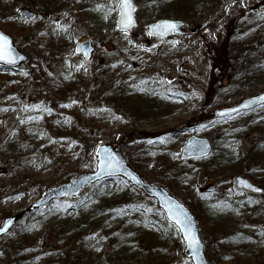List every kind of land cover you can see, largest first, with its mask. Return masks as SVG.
I'll return each mask as SVG.
<instances>
[{
  "label": "rangeland",
  "instance_id": "1",
  "mask_svg": "<svg viewBox=\"0 0 264 264\" xmlns=\"http://www.w3.org/2000/svg\"><path fill=\"white\" fill-rule=\"evenodd\" d=\"M48 1L53 3L63 0ZM64 1L66 4L61 7V12L58 15L43 17L44 12L41 11L42 1L33 0L35 8L31 9V11L34 10L35 18L23 28L24 22L21 20L14 19L10 22V11L15 7L21 8L23 5H19L16 0H0V29L13 38L14 44L22 53L31 57L34 56L33 59L42 62L44 67L46 63L47 66L42 69L44 70L43 73L47 75L46 78L50 77L54 80L56 76H59L57 75L59 69L56 68V70L50 72L48 70L49 65L61 66L62 63H69L74 67L80 65L81 70L86 73L96 69H99L100 72L103 67L110 65L113 68L110 72L113 76V83L111 82L113 86L112 88L110 86L105 91V96L108 98L112 94H118L120 90L128 87H138L137 85H141L143 82L156 83L150 89H156L158 94L154 95L152 93L144 96V99L147 100L146 103L152 108L150 112L153 113L154 111L155 113L154 119L145 117L141 122H138L137 118L134 119L132 116L125 119L124 116L120 115L122 109L116 107L112 101L110 103H100V106H96L94 102H89L80 107L81 119L86 122L89 121L97 129L98 138L96 145L121 141L120 139H123L126 134L136 128L155 135L154 137H149L141 145L142 148L146 146L153 151L159 150L161 152L168 150L169 155L172 156V162H175L178 159L183 160L181 155L182 148L185 146L186 140L192 135L209 139L210 143H212V151L215 146H218L219 150L223 148L222 145L225 143L223 142V137L225 136L229 138V136L240 135L239 139L245 149H251V147L259 144L258 138L264 131L262 130L264 122H259L261 118H264V108L239 114V116L225 120H215L212 113L217 109L235 106L245 98L264 92V82H259L258 84L245 83L240 78V74H235L238 64L247 60V58L254 59L261 53V50H264V45L261 47L258 43L257 45L252 44L256 38L264 42V5H262L264 0H220V5L212 9L209 19L200 22L203 25L201 30H206L207 36L210 35V41L213 42V46L210 45L209 47L211 49L217 48L215 51L218 52L223 47L221 42L226 32V24L228 22L231 25H234V23L239 24L240 19L230 20L234 18L236 13L244 11L247 22L250 21L249 17H254L256 13L260 14L259 23L250 24L245 32L239 33L240 38L244 40L243 45H246L244 51L247 49L248 51L244 52L241 57L238 56L240 59L234 62L231 60L233 57H230L227 53L225 62L220 63L223 66V72L220 75L219 84H215L209 78L210 71L213 69L211 68L213 60L210 58V53L206 51L204 43L197 37V29L195 31L189 29L188 24L191 21L186 24L187 32L171 34L167 39L161 41L153 38L149 39L139 28L144 29L149 23L166 17L160 16L159 18L160 11H157L156 14L153 12L147 13L143 4L139 0H135L138 8L136 13L139 23L138 27L131 33L128 32V35L120 34V37H116L114 33H116L115 22L119 11V0ZM38 8L39 11H37ZM147 14L149 17H147ZM213 23L218 28L210 32V25ZM19 28H22V30L19 31ZM25 28L30 30V33L41 30L43 32L42 42L53 37V40L60 43L64 39L65 34L69 35V39H66L65 42L67 44L63 45L65 47L61 51L55 49L51 53V57L43 59L40 54L31 55L29 39L25 40L24 34H21ZM246 37L248 41L245 42ZM86 39H89L94 47V54L87 62L74 53L76 41H85ZM249 48H253L254 51ZM34 72L35 76L33 79L36 76L38 78L29 90V79L22 77L26 74L25 69L23 70L22 68L17 71L0 69V132H3L0 138V148L5 141H8V143L17 141V147L21 146L23 135H25V140L27 133L30 132L27 124L24 125L20 117L18 118V110L14 108L16 105L21 106L23 108L22 112L26 113L23 117L24 121H26L28 115V117L36 116L34 112H47L54 107L53 103L45 101L49 83H45L41 79V75H38L40 71L36 72L34 69ZM144 74H147V76H144ZM89 84V92L97 91L96 84ZM160 84L162 86L166 84L173 90L176 89L183 94L187 93L188 101L191 104L176 100L175 102L165 100L164 97L162 98L159 95L161 93L159 90ZM139 88L141 92L144 90V86ZM207 91L208 99L211 100L210 105L205 110L209 112L207 123L198 126L194 132L187 128L185 129L182 126V122L186 123V121L200 113L201 100L204 99ZM80 94L82 93L80 92ZM157 105H161L159 112L157 107H154ZM115 108H117L118 112L115 111ZM55 110L63 112V109L57 108ZM38 149L45 150L41 146L32 147L29 142L24 149L20 148L23 156H32L34 153L32 158L37 162L31 163L28 159V165H22V168L18 171L13 168H9L10 171H8L5 166L8 159L0 153V180L2 184L0 189V194H2L0 222L9 215L19 214V212L27 210L39 198V190L43 192L51 186L70 182L74 176L82 174V172L90 173L93 170L94 158L92 153L88 156L83 153L82 155H75L73 153L74 149L65 148L67 152L64 149L62 151L67 153L64 159L65 163H58V160L54 159V157L59 153L49 152L47 162L40 161L37 158ZM69 150L70 152H68ZM215 150L218 151V149ZM138 152L139 149L137 147L130 145L123 150V156L131 167L132 160L139 163L141 169L140 171L138 170V173L145 181L153 184L156 176L160 174L167 176L170 174L168 170L161 169L157 162L151 161V159L143 160L138 155ZM247 172L248 170H244L242 175L248 174ZM13 173H15V176H12ZM114 181L103 183V187L108 190L103 201L112 202L120 198L123 186L118 185L119 183ZM210 181L215 182L218 187L214 194L221 192V184L224 185V183L214 178L210 170L206 171L205 168L198 169L195 190L199 191ZM165 183H167L166 180ZM255 184L260 187L264 186L259 183ZM162 186L180 200L185 196L184 192L175 194L168 186ZM232 187L233 184L225 192L230 197L232 196L231 194L234 195V188L232 190ZM262 198L261 196H256L259 202L264 203ZM59 210L60 207H48L41 210L38 215L31 217L27 223L30 231H28L29 236L34 238L31 246L37 248L39 254L46 256L42 261H37L34 264H43L54 251H58V264H74V261L67 255L71 244L69 246L65 245L61 237L58 236L62 230L61 226L63 223H61V220H57L58 216L51 217L52 213H58ZM261 215L264 216V207ZM150 220L157 225L162 223L159 219ZM135 231L137 233L136 237L146 233L142 227H137ZM150 237H152L151 239L154 238V242L146 245L153 252L150 258L154 264H190L184 260L182 250L177 251L172 247L169 250L171 254L168 256L169 253L162 249L163 243L157 241L153 235H150ZM171 238L179 240L177 234H171ZM63 257L64 260L62 259Z\"/></svg>",
  "mask_w": 264,
  "mask_h": 264
},
{
  "label": "trees",
  "instance_id": "2",
  "mask_svg": "<svg viewBox=\"0 0 264 264\" xmlns=\"http://www.w3.org/2000/svg\"><path fill=\"white\" fill-rule=\"evenodd\" d=\"M16 1L19 5L22 4L23 7H15L10 11V22L14 19L21 20L24 22V28L32 21L24 19L20 11L22 8L31 10L35 8V4L33 0ZM40 1H42L41 4L43 3L41 8V11L44 12L43 17L58 15L61 12V7L66 4L64 0L53 3L48 0ZM139 2L143 4L147 13L153 12L156 14L157 11H160L159 18L163 16L169 19L171 17L182 19L185 25L191 21L192 25L191 23L188 24L189 29H197V37L204 43L206 51L210 53V58L213 60L211 67L213 69L210 71L209 78L215 84L220 83V75L223 72V66L220 63L225 62L227 53L230 57H233L231 60L234 62L239 60L244 52L248 51V49L244 51L246 45H243L244 40L240 38L239 33L245 32L250 24L259 23L258 18L260 17V14L256 13L254 17H249L250 21L247 22L244 11L236 13L234 18L230 20L240 19L239 24L234 23V25H231L229 22L226 24V32L221 42L223 47L216 52L215 49L217 48L211 49L209 47L210 45L213 46V42L210 41V35L207 36L206 30H201L203 25L200 22L209 19L212 9L220 5V0H139ZM262 5H264V1ZM37 11H39V8ZM147 17H149L148 14ZM210 26V32L218 28L214 23ZM139 29L143 34L145 33L143 28ZM21 30L22 28H19V31ZM26 30L27 28L21 34H24L25 40L29 39L31 55L40 54L43 59L51 57V53L55 49L61 51L65 47L63 45L67 44L66 39H69V35L65 34L60 43L53 40V37L42 42L43 32L41 30H37L35 33ZM187 31L188 28L185 26L183 32ZM114 34L116 37H120V33L116 32ZM246 41H248L247 37L245 38ZM257 43L261 47L264 45V42L256 38L252 44L257 45ZM33 58L34 56H29L28 62L24 64L23 70L25 69L26 74L22 77L29 79L30 84L28 87L30 90L31 85L38 78L36 76L33 79L35 76L34 69L36 72L40 71L38 75H41V79L45 83H49L45 101L53 103L54 107L47 112L36 113L33 111L36 116L28 117V115L26 121L23 119L26 115L22 112L23 108L18 105L14 107L18 110V118L20 117L24 125L27 124L30 132L26 135V141L24 140L25 135H23V143L19 147H17V141L14 143L3 142L0 153L8 159L5 165L8 171H10L9 168L18 171L22 168V165L27 166L28 159L31 163L37 162L32 158L34 153L32 156L27 157L23 156L22 151H20V148L24 149L28 142L32 147L41 146L45 149L36 150L37 158L40 161L47 162L48 153L57 152L59 154L54 159L58 160V163H65L64 159L67 154L65 148L74 149L73 153L75 155H82V153L85 156L90 155L94 149L93 147L97 144V129L89 121L86 122L80 117V107L89 102H94L96 106H100V103H110L112 101L116 107L122 109L121 116H124L125 119L132 116L134 119L137 118L138 122L143 121L145 117L151 119L155 117L154 111L153 113L150 112L152 108L148 106L147 100L144 99V96L148 94H158L156 89H150L156 84H153L154 82L151 84L147 81L137 85L138 87L133 86L136 88L128 87L108 98L105 96V91L113 86V76L110 73L113 68L110 65L103 67L100 72L99 69H96L88 73L82 71L80 65L76 67L69 63H62L61 66L49 65L48 70L50 72L56 70V68L59 69L57 74L59 76L52 80L50 77L46 78L47 75L43 73L44 70L42 69L47 66L46 63L44 67L42 62L35 61ZM237 73L240 74V78L245 83L258 84L264 82V50H261V53L254 59L247 58V60L238 64L235 74ZM144 76H147V74H144ZM89 83L96 84L97 91L89 92ZM141 86H144L142 92L139 88ZM159 90L161 92L159 95L162 98L164 97L165 100H169V102H175L176 100L191 104L188 101L187 93L183 94L181 91L173 90L166 84L161 85ZM201 101L200 113L186 121V123L182 122L185 129L194 132L198 126L207 123L209 112L205 110L211 103V100L208 99V91ZM154 107H157L159 112L161 105ZM57 108L63 109V112H57L55 110ZM116 109L115 111H117ZM259 122H264V118H261ZM2 134L3 132H0V138ZM154 136L150 132L135 128L120 140L124 141V149H127L130 145L137 147L139 149L138 155L143 160L151 159V161L157 162L161 169L168 170L170 174L156 176L153 184L166 185L175 194L185 193L182 201L188 208L192 209L198 219L200 228L203 229L206 254L210 263L264 264V216L261 215L264 203L259 202L255 195L237 192L233 190V187L234 195L231 194L230 197L225 193L227 188L232 186L233 178L242 175L244 170H248V174L244 176L255 183L264 185V131L258 138L259 144L251 147V149L243 147L239 139L240 135L229 136V138L225 136L223 137V142H225L222 145L223 148L219 150V147L215 146L214 148L218 151L213 149L207 158L187 161L178 159L175 162H172V156L169 155L168 150L161 152L159 150L153 151L146 146L142 148L141 145L149 137ZM63 149L66 152L63 153ZM132 167L137 171L141 169L139 163L133 160ZM200 168H205L206 171L210 170L214 178L224 183V185L221 184V192L208 195L195 190L197 172ZM12 176H15V173ZM114 182L123 186L120 198L115 201H103L108 190L103 187L104 184H97L86 189L77 198L65 199L62 203L51 205L52 207H60L59 212L52 213L51 217L58 216L57 220H61V223H63L58 236L61 237L65 245L69 246L71 244L67 255L74 261V264H154L150 258L153 252L146 245L154 242V238L151 239L150 235L163 243L162 249L169 253L168 256L171 254L169 250L172 247L177 251H181L180 241L171 238V234H176L175 230L166 223L162 213L159 209H156L155 204L132 189L128 184L119 180ZM1 185L0 180V189ZM39 191L38 193L42 194V190ZM261 197L264 200V193ZM1 198L2 194H0V202ZM40 212L27 214V217L22 219L7 236L0 240V264H34L46 258V256L39 254L37 248L31 246L34 238H30L27 225L30 218ZM150 219H159L162 223L157 225L151 222ZM137 227H142L146 233L136 237L135 230ZM138 231L144 233L141 230ZM164 246L166 247L164 248ZM49 256L50 258L43 264H56V262L58 264V251H54ZM62 259L64 260V257Z\"/></svg>",
  "mask_w": 264,
  "mask_h": 264
},
{
  "label": "water",
  "instance_id": "3",
  "mask_svg": "<svg viewBox=\"0 0 264 264\" xmlns=\"http://www.w3.org/2000/svg\"><path fill=\"white\" fill-rule=\"evenodd\" d=\"M121 0H119V13L117 16L116 30L128 33L137 26L135 18L136 6L133 0H130L132 9L130 11L131 24L122 22L121 16ZM21 15L26 19H32L35 14L28 9H22ZM126 20V17H124ZM175 25L168 27L167 25ZM182 21L174 19H160L153 24H149L145 29L147 35L156 39H165L171 33H180L182 31ZM6 38V41L5 39ZM92 46L89 40L77 42L74 48L75 53L80 54L85 60H88L92 54ZM28 57L20 52L13 43V39L0 31V67L7 69H18L27 61ZM264 105V92L259 95L248 97L233 107L217 109L213 113L217 118H228L229 116L238 115L241 112H247L256 107ZM123 143L117 145L100 144L96 145L93 151L94 170L90 173H82L71 179L70 182H63L58 185L51 186L45 190L40 198L30 205L27 210L19 212L5 218L0 224V239L8 235L16 223L24 216L25 212L37 211L51 205V202H60L64 198H72L80 195L86 188L93 187L103 181L120 179L128 183L133 189L140 191L145 197L155 202L156 208L159 209L167 223L170 224L177 232L179 240L182 243L183 257L190 264H210L205 255L204 240L202 239L200 228L198 227L197 219L192 211L187 208L177 197L170 194L168 190L159 186L145 182L140 177L138 172L127 163V160L122 155ZM211 151V143L206 138L191 136L186 140L185 146L182 149V155L185 160L208 157ZM234 184L237 189L245 190L251 193H260L261 190L250 183L248 179L240 176L234 178ZM207 186L201 192L210 193L215 191L216 185L213 182L206 184ZM179 218L182 223H177ZM187 228L188 232L183 229ZM189 237L194 238V243Z\"/></svg>",
  "mask_w": 264,
  "mask_h": 264
},
{
  "label": "snow or ice",
  "instance_id": "4",
  "mask_svg": "<svg viewBox=\"0 0 264 264\" xmlns=\"http://www.w3.org/2000/svg\"><path fill=\"white\" fill-rule=\"evenodd\" d=\"M120 7L122 9L121 11V16H122V22H125L126 24H131V16H130V11L132 9V4L130 3V0H121L120 3ZM124 17H126V20L124 19ZM168 27H175V25H167ZM6 41V38H3ZM177 223H182V221L179 220V218H177ZM3 229L0 228V231H2ZM185 232H188L187 228L183 229ZM190 240H192V242L194 243V238L189 237Z\"/></svg>",
  "mask_w": 264,
  "mask_h": 264
}]
</instances>
